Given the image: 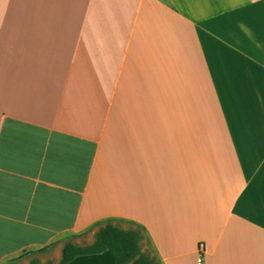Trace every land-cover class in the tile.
<instances>
[{"label": "crops", "instance_id": "obj_1", "mask_svg": "<svg viewBox=\"0 0 264 264\" xmlns=\"http://www.w3.org/2000/svg\"><path fill=\"white\" fill-rule=\"evenodd\" d=\"M108 220L264 264V0H0V264Z\"/></svg>", "mask_w": 264, "mask_h": 264}, {"label": "trees", "instance_id": "obj_2", "mask_svg": "<svg viewBox=\"0 0 264 264\" xmlns=\"http://www.w3.org/2000/svg\"><path fill=\"white\" fill-rule=\"evenodd\" d=\"M142 227L130 223L122 226L121 222L105 221L100 225L91 243L79 244L68 241L62 244L60 259L57 264H69L79 257L98 255L109 252L115 264H159L157 259L143 249ZM58 244H53L37 252H29L12 260L10 264H17L29 259V264H54L52 261L43 263L34 255L50 249H56Z\"/></svg>", "mask_w": 264, "mask_h": 264}, {"label": "rangeland", "instance_id": "obj_3", "mask_svg": "<svg viewBox=\"0 0 264 264\" xmlns=\"http://www.w3.org/2000/svg\"><path fill=\"white\" fill-rule=\"evenodd\" d=\"M128 226V225H127ZM85 242H80V244H84ZM34 257L39 258L43 263L47 261H52L54 264H57V262L60 259V250L58 249H50L44 252H40ZM22 264H29V259H26L22 262Z\"/></svg>", "mask_w": 264, "mask_h": 264}]
</instances>
